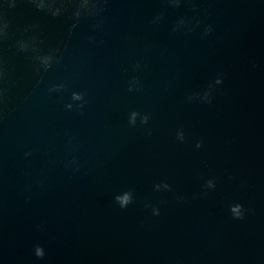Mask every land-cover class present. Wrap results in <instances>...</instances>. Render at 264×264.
<instances>
[{
  "label": "water",
  "instance_id": "water-1",
  "mask_svg": "<svg viewBox=\"0 0 264 264\" xmlns=\"http://www.w3.org/2000/svg\"><path fill=\"white\" fill-rule=\"evenodd\" d=\"M232 0H0V264L155 111Z\"/></svg>",
  "mask_w": 264,
  "mask_h": 264
}]
</instances>
